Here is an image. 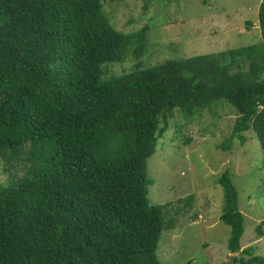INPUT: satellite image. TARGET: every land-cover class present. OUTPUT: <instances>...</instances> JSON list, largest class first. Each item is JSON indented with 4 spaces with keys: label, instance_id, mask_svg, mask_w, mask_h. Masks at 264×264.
Returning a JSON list of instances; mask_svg holds the SVG:
<instances>
[{
    "label": "trees",
    "instance_id": "16d2710c",
    "mask_svg": "<svg viewBox=\"0 0 264 264\" xmlns=\"http://www.w3.org/2000/svg\"><path fill=\"white\" fill-rule=\"evenodd\" d=\"M0 21V156L31 146L27 173L0 185V264H160L174 219L149 198L148 159L176 109L192 119L225 99L237 116L222 147L253 130L264 152V1L262 40L149 67L150 25L118 30L104 0H0ZM129 55L136 69L108 74ZM218 183L233 261L264 264L242 249L229 170Z\"/></svg>",
    "mask_w": 264,
    "mask_h": 264
},
{
    "label": "rangeland",
    "instance_id": "374dc122",
    "mask_svg": "<svg viewBox=\"0 0 264 264\" xmlns=\"http://www.w3.org/2000/svg\"><path fill=\"white\" fill-rule=\"evenodd\" d=\"M263 1L104 0V7L123 32L150 25L143 57V67H149L262 40L259 9ZM137 62L129 55L106 70L123 74L136 69ZM236 116V108L225 99L192 119L176 109L149 157V198L155 204L170 203L165 210L168 220L174 219L173 228L165 229L159 241L160 264H236L237 253L228 248L230 226L220 218L224 190L218 178L226 170L245 216L242 249L252 245L256 254L264 256V152L253 130L244 132L246 142L235 137L228 148L222 147L233 132ZM30 148L27 145L12 165L0 156V185H8L13 174L27 173Z\"/></svg>",
    "mask_w": 264,
    "mask_h": 264
}]
</instances>
